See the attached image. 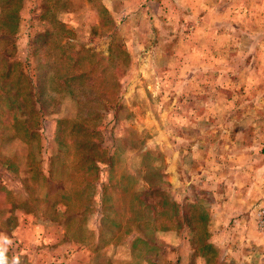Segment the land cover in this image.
Wrapping results in <instances>:
<instances>
[{"label": "rangeland", "instance_id": "1", "mask_svg": "<svg viewBox=\"0 0 264 264\" xmlns=\"http://www.w3.org/2000/svg\"><path fill=\"white\" fill-rule=\"evenodd\" d=\"M260 208L264 0H0L9 260L264 264Z\"/></svg>", "mask_w": 264, "mask_h": 264}, {"label": "clouds", "instance_id": "2", "mask_svg": "<svg viewBox=\"0 0 264 264\" xmlns=\"http://www.w3.org/2000/svg\"><path fill=\"white\" fill-rule=\"evenodd\" d=\"M12 244V241L7 237L0 235V264H20L18 256H14L9 260L6 255L8 251V245Z\"/></svg>", "mask_w": 264, "mask_h": 264}, {"label": "built area", "instance_id": "3", "mask_svg": "<svg viewBox=\"0 0 264 264\" xmlns=\"http://www.w3.org/2000/svg\"><path fill=\"white\" fill-rule=\"evenodd\" d=\"M256 222L259 228L264 229V208H260L256 212Z\"/></svg>", "mask_w": 264, "mask_h": 264}, {"label": "trees", "instance_id": "4", "mask_svg": "<svg viewBox=\"0 0 264 264\" xmlns=\"http://www.w3.org/2000/svg\"><path fill=\"white\" fill-rule=\"evenodd\" d=\"M5 2H10V1H12V0H4ZM41 1V0H40ZM41 8H42V6H41ZM9 14V18H15L16 17V14H17V9H14V10H10L9 12H8ZM43 32H40V34L41 35H45L46 34V32L44 31V30H42ZM30 95H33L34 96V91L31 89L30 90Z\"/></svg>", "mask_w": 264, "mask_h": 264}, {"label": "crops", "instance_id": "5", "mask_svg": "<svg viewBox=\"0 0 264 264\" xmlns=\"http://www.w3.org/2000/svg\"><path fill=\"white\" fill-rule=\"evenodd\" d=\"M225 203H223L222 205H224ZM228 204V202H226V205ZM229 210V209H227ZM214 211L217 212V209L214 208Z\"/></svg>", "mask_w": 264, "mask_h": 264}]
</instances>
